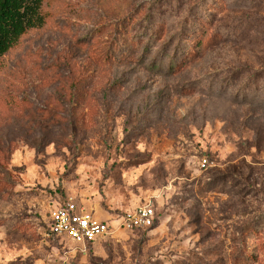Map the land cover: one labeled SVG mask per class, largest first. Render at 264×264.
Masks as SVG:
<instances>
[{
	"label": "rangeland",
	"instance_id": "rangeland-1",
	"mask_svg": "<svg viewBox=\"0 0 264 264\" xmlns=\"http://www.w3.org/2000/svg\"><path fill=\"white\" fill-rule=\"evenodd\" d=\"M40 19L0 57V264H264V0H42ZM70 198L113 231L48 236ZM145 204L152 226H116Z\"/></svg>",
	"mask_w": 264,
	"mask_h": 264
},
{
	"label": "built area",
	"instance_id": "built-area-1",
	"mask_svg": "<svg viewBox=\"0 0 264 264\" xmlns=\"http://www.w3.org/2000/svg\"><path fill=\"white\" fill-rule=\"evenodd\" d=\"M154 218L155 210L151 205H139L122 214L116 226L148 228ZM113 227L109 220L99 218L93 210L70 198L50 210L46 234L86 247L109 235Z\"/></svg>",
	"mask_w": 264,
	"mask_h": 264
},
{
	"label": "trees",
	"instance_id": "trees-1",
	"mask_svg": "<svg viewBox=\"0 0 264 264\" xmlns=\"http://www.w3.org/2000/svg\"><path fill=\"white\" fill-rule=\"evenodd\" d=\"M42 0H0V57L28 28L42 23Z\"/></svg>",
	"mask_w": 264,
	"mask_h": 264
}]
</instances>
